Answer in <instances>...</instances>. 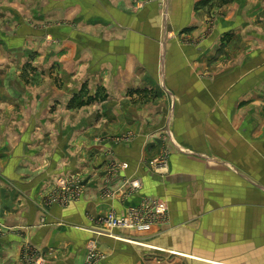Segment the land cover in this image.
<instances>
[{
    "label": "crops",
    "instance_id": "0c3cea01",
    "mask_svg": "<svg viewBox=\"0 0 264 264\" xmlns=\"http://www.w3.org/2000/svg\"><path fill=\"white\" fill-rule=\"evenodd\" d=\"M69 177L80 198L51 201ZM147 198L151 231L101 222ZM91 242L97 264H264V0H0V264Z\"/></svg>",
    "mask_w": 264,
    "mask_h": 264
},
{
    "label": "built area",
    "instance_id": "2783aa9c",
    "mask_svg": "<svg viewBox=\"0 0 264 264\" xmlns=\"http://www.w3.org/2000/svg\"><path fill=\"white\" fill-rule=\"evenodd\" d=\"M168 160L166 158L156 162V168L161 169L166 166ZM61 192L51 201L60 202L63 205H68L70 202L77 200L83 193V182L77 178L69 177L60 179ZM132 189H138L141 184L137 180L127 182ZM168 204L162 200L155 198H147L139 206H133L124 216H118L114 213L107 215L101 219L106 226L111 229L130 230L136 232H148L160 223L168 213ZM100 255L97 252L95 242H91L88 246V264H97ZM33 264H44V259L39 257Z\"/></svg>",
    "mask_w": 264,
    "mask_h": 264
}]
</instances>
